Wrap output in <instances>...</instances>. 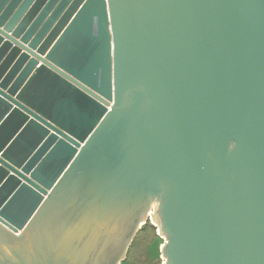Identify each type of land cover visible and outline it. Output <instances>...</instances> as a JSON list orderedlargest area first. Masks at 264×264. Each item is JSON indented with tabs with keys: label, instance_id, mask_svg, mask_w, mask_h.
<instances>
[{
	"label": "water",
	"instance_id": "1",
	"mask_svg": "<svg viewBox=\"0 0 264 264\" xmlns=\"http://www.w3.org/2000/svg\"><path fill=\"white\" fill-rule=\"evenodd\" d=\"M264 264V0H0V264Z\"/></svg>",
	"mask_w": 264,
	"mask_h": 264
},
{
	"label": "rangeland",
	"instance_id": "2",
	"mask_svg": "<svg viewBox=\"0 0 264 264\" xmlns=\"http://www.w3.org/2000/svg\"><path fill=\"white\" fill-rule=\"evenodd\" d=\"M165 238L154 220L143 224L122 264H164L162 246Z\"/></svg>",
	"mask_w": 264,
	"mask_h": 264
}]
</instances>
